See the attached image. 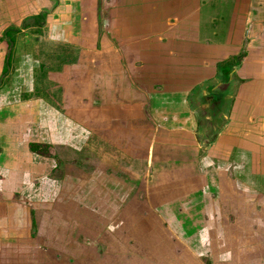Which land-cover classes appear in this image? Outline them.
<instances>
[{
	"label": "crops",
	"instance_id": "1",
	"mask_svg": "<svg viewBox=\"0 0 264 264\" xmlns=\"http://www.w3.org/2000/svg\"><path fill=\"white\" fill-rule=\"evenodd\" d=\"M1 80L0 264H264V0H0Z\"/></svg>",
	"mask_w": 264,
	"mask_h": 264
},
{
	"label": "rangeland",
	"instance_id": "2",
	"mask_svg": "<svg viewBox=\"0 0 264 264\" xmlns=\"http://www.w3.org/2000/svg\"><path fill=\"white\" fill-rule=\"evenodd\" d=\"M53 5L55 6V0H53ZM209 10H210V8H208ZM207 10V9H206ZM219 13H221V14H224V4H222V6H221V8H220V11H219ZM31 23V25L33 24L32 22H30ZM12 38H10L9 40H11ZM39 40V39H38ZM39 46H43V48H44V46L45 45H43L42 44V40L40 41L39 40V42L37 43ZM44 49H46V47L44 48ZM2 81H4V80H1L0 82H2ZM8 81H11V80H8ZM8 81L6 82V83H8ZM43 87V86H42ZM46 88H48L47 86H46ZM46 88H43V90H46ZM26 90V88H22V87H19V84H17V93H19V95L20 94H22L21 92L22 91H25ZM41 151V153H44V149H41V150H39V152ZM236 152V151H235ZM46 153V152H45ZM44 153V154H45ZM54 153H56V151L54 152ZM226 155L228 156V155H230V151H228L227 153H226ZM225 156V155H224ZM234 157V159L235 158H237V157H239V158H241L240 156H238L237 154H235L234 153V155L232 154L231 156H229L228 158L230 159L231 157ZM228 159V160H229ZM224 162H227L225 159H224ZM229 163H230V165L228 166V168H230L233 164H231V160H229L228 161ZM234 167H236V166H234ZM232 168V167H231ZM229 172H231V170L229 171ZM234 179V178H233ZM232 181V180H231ZM245 183H247L246 181H245ZM233 184H235L234 182H233ZM233 184L232 183H230L229 185H231V186H233ZM234 187V186H233ZM245 188H247V186H244ZM89 192V191H88ZM21 197V196H20ZM22 198H24V196L23 197H21V199ZM18 199H20L19 197H14V198H12V200H18ZM36 199V198H35ZM38 200H40V201H43V198H41V197H38L37 198ZM0 200H2V198H0ZM58 202H59V199H58ZM49 208H50V206H48ZM43 209V208H42ZM45 210V209H44ZM46 211V210H45ZM68 215H71V214H68ZM47 217H45V218H43V220H42V226L41 227H39V224L37 225V226H35L34 227V232H33V234L35 235L36 234V236H38V235H40V232L42 231V228H46L45 230H48L49 228H47L46 226H45V219H46ZM51 221V220H50ZM51 224H55V222L54 221H52V223ZM56 225L58 226V227H56ZM71 229L68 231V232H71V230H73V229H75V227L74 226H71L70 224L68 225ZM66 229H61L60 228V224H55L54 225V229H53V233H54V235L56 236V235H58V236H67V234H66V231H65ZM49 231V230H48ZM43 232H44V230H43ZM42 232V233H43ZM46 232V231H45ZM96 233V232H95ZM48 236H49V234H48ZM51 236V235H50ZM70 236H72V237H76V233H75V230L71 233V235ZM93 238V237H92ZM90 239V238H87L88 240H85L86 242H88L89 244H86V246L84 247V246H82L81 245V247L79 248V246L77 245V244H73V243H71V240H70V244H68V240H66V242H65V245L66 244H68V247H66V248H64L63 246H62V243H60V242H55V250H56V252L57 253H55V252H53V254H52V258H53V256H54V258L57 260V259H59V260H61L62 259V254H61V252H59V251H61L62 249H68L69 250V253H71V254H69V257H70V259L69 258H67L66 259V264H109V261L110 260H107V257H106V255H105V253L107 252V246H104V245H107L108 244V242H107V240L106 241H99V238L97 239V238H93V239ZM74 242V241H73ZM102 244V245H101ZM72 245V246H71ZM104 247L106 248V250L104 249ZM83 252V255H78V256H76V254H77V252ZM91 253L92 254V256H88L86 253ZM55 254H56V256H55ZM94 256H96V258H95V260L93 259V257ZM64 257V256H63ZM77 257H82L81 259H77ZM99 258V259H98ZM84 259V260H83ZM83 260V261H82ZM82 261V262H81ZM52 262V261H51ZM51 262H49V263H51ZM202 262H204L205 264H218L217 262H216V260H210V259H205V258H203L202 259ZM230 262H232V261H230ZM53 263H55V260L53 261ZM52 263V264H53Z\"/></svg>",
	"mask_w": 264,
	"mask_h": 264
},
{
	"label": "flooded vegetation",
	"instance_id": "3",
	"mask_svg": "<svg viewBox=\"0 0 264 264\" xmlns=\"http://www.w3.org/2000/svg\"><path fill=\"white\" fill-rule=\"evenodd\" d=\"M11 45V44H10ZM12 47V46H11ZM11 62H12V56H8V60H7V66H9V68L11 67ZM8 72V69H6V72L4 75H6ZM207 258V257H206ZM208 259V258H207ZM222 260V261H221ZM221 260H218L217 263L218 264H224V258L222 257ZM214 264V263H213Z\"/></svg>",
	"mask_w": 264,
	"mask_h": 264
}]
</instances>
